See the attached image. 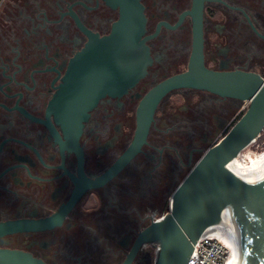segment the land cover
<instances>
[{
    "label": "flooded vegetation",
    "instance_id": "1",
    "mask_svg": "<svg viewBox=\"0 0 264 264\" xmlns=\"http://www.w3.org/2000/svg\"><path fill=\"white\" fill-rule=\"evenodd\" d=\"M199 13L208 69L264 77V0H0V264H122L170 210L250 105L195 87L148 97L189 69ZM152 105L146 141L114 168Z\"/></svg>",
    "mask_w": 264,
    "mask_h": 264
},
{
    "label": "water",
    "instance_id": "2",
    "mask_svg": "<svg viewBox=\"0 0 264 264\" xmlns=\"http://www.w3.org/2000/svg\"><path fill=\"white\" fill-rule=\"evenodd\" d=\"M135 7L139 10L137 15L141 35L145 19L142 6L135 4ZM66 80H69L68 75ZM177 87L205 88L249 100L250 105L229 131L210 146L194 165L173 193L170 210L161 219L152 220L139 233L122 264H131L138 250L147 243L159 245L155 264H187L197 240L226 209L233 213L240 229L238 264H264V171L243 177H234L228 172L230 160L257 140L264 130V77L254 72H217L208 69L204 64L202 18L199 13L189 69L159 84L148 97L157 95L158 99L164 92ZM68 90L66 85L65 112L75 114L77 111L70 103ZM153 110L154 105L145 122L138 123L131 147L114 168L122 167L140 150L146 141ZM82 113L85 114V111ZM7 253L15 257L18 252ZM22 257L25 259V256ZM6 264L25 263L9 261Z\"/></svg>",
    "mask_w": 264,
    "mask_h": 264
},
{
    "label": "bare ground",
    "instance_id": "3",
    "mask_svg": "<svg viewBox=\"0 0 264 264\" xmlns=\"http://www.w3.org/2000/svg\"><path fill=\"white\" fill-rule=\"evenodd\" d=\"M246 148L233 157L228 164V172L234 177L255 176L264 171V150L256 156H249L243 153ZM208 234H215L228 248L229 255L225 264H238L240 229L235 216L229 209L224 210L217 221L202 235Z\"/></svg>",
    "mask_w": 264,
    "mask_h": 264
},
{
    "label": "built area",
    "instance_id": "4",
    "mask_svg": "<svg viewBox=\"0 0 264 264\" xmlns=\"http://www.w3.org/2000/svg\"><path fill=\"white\" fill-rule=\"evenodd\" d=\"M171 204L172 198L170 207ZM228 255V248L215 234L201 235L194 245V250L187 264H225Z\"/></svg>",
    "mask_w": 264,
    "mask_h": 264
},
{
    "label": "rangeland",
    "instance_id": "5",
    "mask_svg": "<svg viewBox=\"0 0 264 264\" xmlns=\"http://www.w3.org/2000/svg\"><path fill=\"white\" fill-rule=\"evenodd\" d=\"M263 145H264V131L262 132V137L258 140H254L253 142H251L249 144V146H247V148L245 149V151H243L244 154H247L249 156H256L258 153L262 152L263 149ZM249 158V157H248ZM247 158V159H248ZM173 195H171L172 197ZM158 244H155L152 248H153V259H152V264H155L156 261V257H157V253H158Z\"/></svg>",
    "mask_w": 264,
    "mask_h": 264
},
{
    "label": "trees",
    "instance_id": "6",
    "mask_svg": "<svg viewBox=\"0 0 264 264\" xmlns=\"http://www.w3.org/2000/svg\"><path fill=\"white\" fill-rule=\"evenodd\" d=\"M264 131V130H263ZM262 131V132H263ZM262 137V133H261V135L257 138L258 140L260 139ZM263 149H264V145H263Z\"/></svg>",
    "mask_w": 264,
    "mask_h": 264
}]
</instances>
